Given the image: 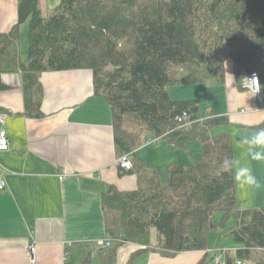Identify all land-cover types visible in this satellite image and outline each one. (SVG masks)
<instances>
[{
  "label": "trees",
  "instance_id": "16d2710c",
  "mask_svg": "<svg viewBox=\"0 0 264 264\" xmlns=\"http://www.w3.org/2000/svg\"><path fill=\"white\" fill-rule=\"evenodd\" d=\"M255 0H61L44 15L41 0H18V22L0 34V73L21 72L25 89L40 90L44 72L90 69L97 94L110 103L114 142L136 174L138 188L103 193L106 232L112 242L102 264H115L117 249L156 229L166 252L208 250L217 230L215 212L233 218L231 233L243 245L225 264H264V209L240 211L231 139L211 136L226 117L200 119L197 100H172L171 86L220 85L225 63L253 72L264 60V4ZM28 24V59L21 60V28ZM31 102H34L32 94ZM187 119L179 121L182 114ZM188 122V123H187ZM176 147L197 139L201 161L174 164L164 182L159 169L136 161L134 150L151 137ZM228 162L226 164L225 162ZM206 253L199 264H210ZM79 264H91L87 255Z\"/></svg>",
  "mask_w": 264,
  "mask_h": 264
},
{
  "label": "crops",
  "instance_id": "0c3cea01",
  "mask_svg": "<svg viewBox=\"0 0 264 264\" xmlns=\"http://www.w3.org/2000/svg\"><path fill=\"white\" fill-rule=\"evenodd\" d=\"M60 2L45 0L48 12ZM17 22L18 0H0V34ZM252 73L264 75V60L254 63ZM252 73L237 76L233 60L228 59L223 84L203 83L214 89L213 102L197 100L200 119L226 117L210 135L228 134L231 139L240 211L264 209V160H253L245 143L264 129V91L255 98L244 88ZM93 81L90 69L44 72L39 76L40 90L31 92L25 89L21 72L0 73V116L4 117L0 132L11 139L10 149L0 151V182L6 183L0 189V264H79L87 255L91 264H102L104 244L113 242L106 232L103 193L109 187L133 191L139 182L136 174L121 175L112 107L96 93ZM151 138L156 141L149 145ZM151 138L134 150V156L148 169H159L164 182L172 165L201 161L197 139L176 147L163 136ZM241 168L250 169L259 187L241 182L245 175ZM160 242L157 230L151 229L120 246L115 264H199L208 254V250L171 254Z\"/></svg>",
  "mask_w": 264,
  "mask_h": 264
},
{
  "label": "rangeland",
  "instance_id": "374dc122",
  "mask_svg": "<svg viewBox=\"0 0 264 264\" xmlns=\"http://www.w3.org/2000/svg\"><path fill=\"white\" fill-rule=\"evenodd\" d=\"M255 3L258 4V7L262 4H264V0H255ZM45 0H43L42 3V11L44 15H48L50 12H48V9L46 7ZM27 32H28V24H25L22 28V35L23 39L21 41V57H24L25 59L23 61H27V46H28V40H27ZM260 85L262 92L264 91V75L260 73ZM221 88V87H218ZM214 89H211V87L204 85V84H196V85H184V86H171L169 88V92H171L172 97L170 98L172 100H199L201 103L209 104L213 102V96L212 91ZM170 95V93H169ZM199 160V158H198ZM238 209H240L238 207ZM213 223L217 225V230L210 232V241L208 244V261L212 258V261H210V264H216L215 257L222 253L225 255L222 251H227L231 254H234L237 250L240 249L241 246L240 243L236 241L234 238V235L231 233L232 228L236 226V221L233 218H224L223 212H215L213 216ZM156 235L157 233L153 231L152 235ZM154 235V236H155ZM148 238H144L142 240H148ZM243 248V247H242ZM236 250V251H235Z\"/></svg>",
  "mask_w": 264,
  "mask_h": 264
},
{
  "label": "built area",
  "instance_id": "2783aa9c",
  "mask_svg": "<svg viewBox=\"0 0 264 264\" xmlns=\"http://www.w3.org/2000/svg\"><path fill=\"white\" fill-rule=\"evenodd\" d=\"M255 79V80H253ZM244 88H248L250 90V92L256 97L260 98L262 95V89H261V85H260V78L259 75L257 73H252L247 81V83L245 84ZM179 121H184L187 119V114L183 113L181 118H178ZM0 122L3 123L4 122V117L0 116ZM155 139H150L148 140L149 145L150 144H155ZM10 144H11V139L10 137L7 135V133L5 131L0 132V151L1 152H5L8 151L10 149ZM119 166L123 169V170H130L132 168V164L129 161V159L127 157H122L119 159ZM6 186L5 180H2L0 182V189H4ZM106 248L111 247V242H106L105 244ZM215 262L216 264H225V258L224 256L221 255H217L215 257ZM237 264H241V262H237Z\"/></svg>",
  "mask_w": 264,
  "mask_h": 264
},
{
  "label": "clouds",
  "instance_id": "9594fccd",
  "mask_svg": "<svg viewBox=\"0 0 264 264\" xmlns=\"http://www.w3.org/2000/svg\"><path fill=\"white\" fill-rule=\"evenodd\" d=\"M255 80V79H253ZM248 146V154L253 160H264V129L259 130L253 136L245 141ZM228 164V162H225ZM241 173H244L241 177V182L243 184L252 183L259 187L256 178L252 175L250 169L241 168Z\"/></svg>",
  "mask_w": 264,
  "mask_h": 264
}]
</instances>
